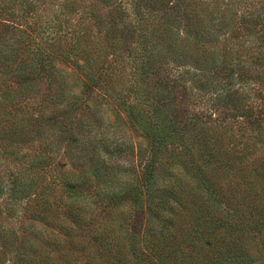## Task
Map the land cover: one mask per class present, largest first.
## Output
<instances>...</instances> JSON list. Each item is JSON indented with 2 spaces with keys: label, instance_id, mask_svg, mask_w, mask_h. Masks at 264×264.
<instances>
[{
  "label": "trees",
  "instance_id": "1",
  "mask_svg": "<svg viewBox=\"0 0 264 264\" xmlns=\"http://www.w3.org/2000/svg\"><path fill=\"white\" fill-rule=\"evenodd\" d=\"M95 1L105 7L114 6L106 12L90 6L86 15L93 19L92 25H74L69 33L68 46L80 45L86 51L80 57H84L82 64L87 73L104 70L109 84L121 75L117 68L126 66L136 84L143 86L144 101L152 93V84L162 89V81H149L156 66L164 60L177 67L188 65L190 69L178 71L171 83L187 94L191 110L156 100L153 108L143 110L141 116L131 112L136 124H128L143 132L146 145L139 180L132 196L121 194L115 200L101 196L97 217L104 220L108 216L110 201L130 199L133 218L129 221L134 230L129 242L111 245L112 249L105 244L97 258L81 247V239L95 236L100 227L90 228L97 218L88 222L81 217L75 201L84 196L78 192L65 196L70 203L64 206L62 214L66 216L60 222L59 229L66 238L61 249L60 231L43 238L47 226L57 220L50 215L56 210L55 198L50 194L56 186L77 189L74 185L80 174L75 170L70 174L73 179L62 184L67 179L59 174L62 165L55 163L50 154L54 144L65 141L61 159L68 155L76 143V128L85 124L79 119L69 124L59 117L55 122L58 130L54 136L50 134L53 141L47 142L40 111L60 105L70 111L88 103L78 104L74 98L65 102L60 99L63 95L58 97L60 91L56 88L47 90L40 101L30 106L37 115L27 121L25 111L13 109L20 107L28 90H33L30 72L44 71L45 67L42 59L34 64L29 62V55L22 58L19 49L24 34L39 29L40 35L47 32L42 30V19L46 18L36 3L53 7L46 10L49 18L44 26L47 29L52 24L56 31L64 23L61 15L72 12V3L0 0V46L4 47L0 48V78L11 74L8 82L0 83V164H12V169L0 170V264H77L83 252L86 254L79 264H115L120 258L109 262L110 252L120 255L121 250L135 251L143 244L141 256L131 260L133 264H185L186 260L188 264H248L246 254L243 249L237 250L236 243L237 233L244 228L233 226L234 214L218 209H231L237 198L264 202V0H228L225 4L220 0ZM105 18L109 20L108 28L104 26ZM130 22L140 26L135 29ZM125 30L137 38L139 52L134 57L121 52L123 41L117 34ZM123 57L131 60L126 64ZM88 75L82 98L93 86L101 85ZM133 89L128 86L123 91L130 93ZM103 91V96L108 97V88ZM165 95L159 92L158 98ZM213 115L216 118L212 119ZM249 128L252 132L247 131ZM32 141H36L34 150L26 152L23 145ZM174 166L180 169L174 170ZM92 171H97L96 165L91 164L85 173L91 175ZM154 175L159 176L156 179ZM237 178H244L245 183L242 185ZM258 179L263 182L258 183ZM63 194L64 191L59 197L63 198ZM186 213L194 218L189 225L194 230L190 237L179 218ZM142 218L145 232L135 240L139 233H133ZM155 220L162 223L159 229ZM218 230L228 235V244L215 233ZM187 237L192 244L191 254L181 248ZM52 243V252L60 253L49 254L47 247ZM209 253L212 256L208 258Z\"/></svg>",
  "mask_w": 264,
  "mask_h": 264
},
{
  "label": "rangeland",
  "instance_id": "2",
  "mask_svg": "<svg viewBox=\"0 0 264 264\" xmlns=\"http://www.w3.org/2000/svg\"><path fill=\"white\" fill-rule=\"evenodd\" d=\"M42 1L45 3L48 0ZM67 1L72 3V12L65 16L61 15V20L64 21V23L57 31L51 28L52 24H50L47 29L44 26L46 25L45 21L49 18V13H47L46 10H51L53 7L48 4L44 6L42 3H36V8L41 10L42 17L44 16L46 18L42 19V30L45 29L44 31L47 32L40 35L39 31H41V29H39V31L36 30V32L31 34L26 33L19 42V49L22 58L25 59L26 55H29L28 58L31 63L35 64L39 59H42V61L45 62L44 71L38 72V70H34L33 72H30L32 81L35 83L33 90H28L24 99L18 104L20 107L13 109L25 111L23 112L25 113V121L31 118L33 114L37 115V112L30 110V106L34 102L40 101L47 90H55L57 88V90L60 91L57 92L58 97L63 95L60 99H66L65 102H70L74 98L78 101V104H83V102L88 103V106L85 107L81 105L80 108H78L77 106L76 110L69 111L65 105H60L57 109H51V107L48 109L44 108L43 111H40L41 124L47 132L45 137L47 142L53 141L52 136H54L58 130V125L55 124L59 119L69 122V124L72 123L73 120L75 122L79 119V123L85 124V127L76 128V130H78V135H75L76 143L72 144L73 147L71 151L63 159H61V152L64 148L65 141L62 143H56L52 146L53 152L50 154V157L54 158L55 163L58 162L62 165L61 169L59 168V174L61 177L67 178L62 180V184L65 181L68 182L67 180L73 179L70 177V174H73L75 170L79 171L80 180L74 185L77 189L69 190L66 186H56L55 189L52 190L50 195L52 198H55L53 204L56 205V210L50 215L58 221L56 220V222H52L47 226V234L43 233V238H50L53 234H57L61 230L59 229L62 227V223L60 222L66 216V213L62 214L66 210L64 206L70 203V200L65 198V196L70 195L71 193L79 192L84 196L75 201V207L78 208L81 217L88 222L93 220V218L99 217L98 214L100 211L98 210V200L101 196L107 197L108 199L113 198V200H115L114 197L118 198L121 194L122 196L124 194L126 195V193L131 196L134 195L132 190H134L136 187L134 185H137V181L139 180L138 175L140 174L139 170L143 164L144 149L146 145L143 140V132L133 126H129L128 124L135 123L131 112L138 113L141 116L144 114L143 112L145 110H151L153 108L156 100H162V104L169 102L173 104L175 103L179 106H186L185 109H187V111L191 110L192 107L188 105L189 97L187 94H183L179 86L176 87L171 83L174 78H176L178 71L190 69L188 65L177 67L174 63L164 60L163 64L156 66L155 69L151 71L149 81L153 83L162 81V89L152 84V93H149L150 97H146L149 101L146 99L143 101V92H145L142 88L143 86L136 84V80L132 77V72H130V69L126 66L117 68V71L120 72L121 75L112 80L109 84L106 80L107 73H105L104 70H91L87 73V69H85L82 64V58L84 57H80V55L86 53V51L80 49V45H75L73 47H71L72 45L68 46V42H70L69 33L72 30L71 27L79 24H84L85 26L92 25L93 19L86 15L90 6L95 5L97 9L106 12V9H112L114 5L105 7L97 3L95 0H56L55 4L62 5ZM220 1H222L223 4L228 2V0ZM250 1L257 2L258 0ZM116 4L117 1H115V5ZM108 21L109 20L107 19L104 23L105 28H108ZM137 24L138 22H130V25H132L133 28L135 27V29H138L140 26ZM92 32L96 33L94 30ZM117 38L123 41V43H121V52L124 51L125 54H130L133 57L139 52V47L136 44L137 38H135L134 35H131L128 31L125 30L118 32ZM94 43L96 44L98 42ZM0 48L4 49L2 45ZM90 50H93V47L90 48ZM129 60L131 59L125 58L126 64ZM12 72L18 73V71ZM88 74H91V76L96 79L95 81L100 82L101 85L93 86L89 93H87V91L85 92L88 96L84 95L82 98L81 91L84 84L88 82ZM10 75L11 74L1 77L0 83L2 84L3 80L8 82V80H10ZM99 86H101V89ZM128 86L134 88L130 93L123 91ZM104 88H108L109 90L108 97L103 96ZM233 88H237L236 84L233 85ZM159 92L161 94H166L165 97L158 98ZM227 110L229 111L231 108L228 107ZM216 113L220 114L218 111ZM211 118L213 119L216 117L213 115ZM53 120L54 122L50 124ZM250 130L251 129L249 128L247 131L249 132ZM51 133L52 136H50ZM35 145L36 141L30 143L26 142L23 145V148L26 152H32ZM256 157L259 158L258 154H256ZM101 161H104L105 164L102 165ZM91 164L97 166V171H92L91 175H87L85 172ZM8 167L12 169V164L9 162H2L0 164V170H4ZM173 168L174 170L180 169L179 166H174ZM91 170L92 168L90 171ZM158 176L159 175H154L156 179ZM162 177L163 180H166L164 176ZM84 178H86V180H84L85 182L83 183L82 180ZM237 181L241 184L245 183L244 178H237ZM257 182L262 183L263 181L258 179ZM243 188H245V186H243ZM62 191H64L63 198H60L59 196ZM244 192L245 191H241V193ZM111 202L115 203V201H110V206L108 205V208H111L108 212V216L104 217V220L102 218H97L96 223L90 224V228L99 225L98 227L100 228L97 234L95 236H86L84 237V241L81 239L82 243L80 242L81 247L84 246L85 249L91 251L88 253L93 255L94 258H97V255H101V250L104 248L105 244H109L110 249H112L111 245L121 246L122 243L129 242L132 238V231L134 228L131 227L132 223L129 219L133 218V207L130 205V199L128 200L126 198L124 200L121 199L116 201V206ZM221 209L234 214L236 219H233L234 224L231 222L233 226L235 225V227L239 229L244 228L242 233H237V250L241 251L243 249L246 254V259L249 260L248 264H264V202L256 199L242 200L237 198L232 204L231 209L226 206H221L220 209H218V212H220ZM179 218H181V222L186 224L187 232L190 233L188 234V237H190L194 230L192 231L189 225L192 220L194 221V218L189 216L188 213ZM105 219H107V223L102 224L101 222L105 221ZM244 221H247V223L245 224ZM155 222L159 229L162 223L157 222L156 220ZM144 224L145 219L143 220L142 218L141 225L137 224V230L133 233L140 234H138L135 240H138L139 236H142L145 232ZM70 233H72V230H70ZM215 233L222 236V238L225 239L224 241L228 244V235L219 230ZM63 235V231H60L58 238L59 242H61L60 245H62L61 249H63V244H65L64 242L66 240V238L62 237ZM188 237L186 241L182 242L183 245L181 248L183 249L182 252L191 254L192 244L190 246ZM89 238H91L90 241ZM53 245L54 244L52 243L47 247L48 252H50L49 254L60 253L52 252ZM142 246L144 247V244ZM142 246L135 251L126 249L121 250L120 255L110 252L111 257L109 262L112 261V259L120 258V262L115 264H133L131 260L137 259L141 256L142 253L140 252H143ZM138 249L140 251H138ZM84 254L86 253L83 252L78 256L79 260L77 261V264L83 261L82 257ZM211 256L212 254L209 253L208 258ZM155 261L157 260L155 259ZM188 262L189 260H186L185 264H188ZM157 264H164V261H157Z\"/></svg>",
  "mask_w": 264,
  "mask_h": 264
}]
</instances>
